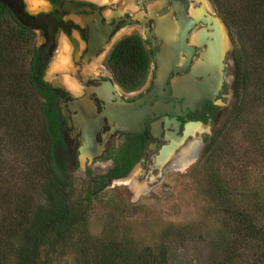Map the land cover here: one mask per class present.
<instances>
[{"label":"flooded vegetation","instance_id":"1","mask_svg":"<svg viewBox=\"0 0 264 264\" xmlns=\"http://www.w3.org/2000/svg\"><path fill=\"white\" fill-rule=\"evenodd\" d=\"M9 1L15 5L0 0L2 22L32 38L25 81L46 106L60 171L71 178L103 169L93 179L94 192L130 176L144 189L178 169L173 163L190 142L198 141L200 156L236 88L233 50L230 54L224 41L220 52L212 51L213 14L206 5ZM128 38L141 46L131 64L113 57Z\"/></svg>","mask_w":264,"mask_h":264},{"label":"trees","instance_id":"2","mask_svg":"<svg viewBox=\"0 0 264 264\" xmlns=\"http://www.w3.org/2000/svg\"><path fill=\"white\" fill-rule=\"evenodd\" d=\"M210 1L238 43L234 59L236 102L230 127L227 128L226 123L218 128L207 141L198 161L206 166L212 162L233 124L251 107L262 112L260 117L249 121L245 134L251 140L250 146L258 148L259 156L264 160V0ZM3 15L0 10V128L6 130L9 123L18 121L27 128L23 137L32 140L41 149V154L38 169L32 174L34 177L24 180L27 186L15 197L11 191L7 192L8 188H1L3 180H0V261L3 264H51V257L61 251L75 227L85 220V215L70 203L73 194L70 176L54 165L45 104L37 90L25 81L22 72L9 70L15 63L12 51L27 42V34L5 29ZM140 47L139 41L128 38L116 46L113 57L131 64L133 53ZM122 49L127 50L120 53ZM14 110L18 113L13 114ZM24 138L21 145L25 143ZM247 151L244 150L243 158ZM4 167L5 161L0 164L1 169ZM40 167L45 170L43 177L39 174ZM103 179L97 185L98 189L103 185ZM36 189L38 199L33 197ZM207 192L215 211L223 217L219 218L220 225L206 238L207 250L203 259L198 258L195 264H264L263 192L255 188L238 200L217 168L208 173ZM180 236V232L166 230L161 242L148 248L147 252H137V249L129 252L115 242L95 264H180L174 246V240Z\"/></svg>","mask_w":264,"mask_h":264},{"label":"rangeland","instance_id":"3","mask_svg":"<svg viewBox=\"0 0 264 264\" xmlns=\"http://www.w3.org/2000/svg\"><path fill=\"white\" fill-rule=\"evenodd\" d=\"M206 6L212 14L214 10V14L219 16L210 0H206ZM227 30L229 41L226 49L229 47L230 54L233 50L235 56L238 43ZM26 38V43L12 51L15 63L9 68L13 72H20L18 69L21 68L24 78L32 48L31 36L28 34ZM64 47L62 43L61 57ZM235 102L236 89L225 113L218 117L219 128L226 123L227 128L230 127ZM260 112L262 110L255 111L251 107L240 115L224 145L217 149L207 166L198 161L199 154L196 157L199 147L196 141V151L183 157L189 158L186 163L180 158L186 153L187 146L173 163L172 167L178 169L167 172L159 182L145 183L144 189L133 184L130 176L110 182L103 190L94 192L93 179L103 169L94 170L90 175L83 172L72 175L70 203L84 213L85 220L75 227L61 251L51 257V264H95L107 247L115 242L125 246L129 252L133 249L147 252L148 248L161 242L166 230L182 235L174 240L180 264H195L198 258L203 259L207 250L206 238L220 225L219 218L223 217L215 211L207 192L210 169L217 168L238 200L255 188H259L264 195V160L259 156L258 148L250 146L251 140L245 134L249 121L260 117ZM17 113L14 110L13 114ZM12 125L9 123L6 130L0 128V164L5 161L4 169L0 168V180L4 183L1 188H8L7 192L11 191L15 197L24 191L27 186L25 181L34 177L32 174L38 169L41 149L29 138L23 137L27 128H23L18 121ZM22 137L25 143L21 145ZM245 149L248 151L243 158ZM39 170L43 177L45 170L42 167ZM36 177L40 182L39 175ZM37 192L36 189L35 199H38ZM0 264L3 263L0 261Z\"/></svg>","mask_w":264,"mask_h":264},{"label":"water","instance_id":"4","mask_svg":"<svg viewBox=\"0 0 264 264\" xmlns=\"http://www.w3.org/2000/svg\"><path fill=\"white\" fill-rule=\"evenodd\" d=\"M17 2V1H16ZM4 3H6L9 7H12V4L15 5V1H9V0H4ZM213 12V17L209 18L208 21H212L213 22V26L212 29L214 30V45L212 46V51H216L219 49L220 52V48L222 46L223 43V39L225 41V44L229 41L228 39V28L226 26V24L223 22L222 18L220 16H217L216 14H214V10ZM219 23L220 25L223 27V33L219 30ZM225 30V31H224Z\"/></svg>","mask_w":264,"mask_h":264},{"label":"bare ground","instance_id":"5","mask_svg":"<svg viewBox=\"0 0 264 264\" xmlns=\"http://www.w3.org/2000/svg\"><path fill=\"white\" fill-rule=\"evenodd\" d=\"M28 1H30V2H34L35 4H36V0H28ZM200 2H202V4L203 5H206V0L204 1V0H199ZM209 3V2H208ZM34 5V4H33ZM202 8V7H201ZM219 25H220V23H219ZM219 30L223 33V27L220 25L219 26ZM223 42H224V39H223ZM222 50V49H221ZM200 129V128H199ZM197 147H198V143L196 142V141H192V142H190L188 145H187V148L185 149V151H186V153L180 158V161L181 162H184V163H186L187 161H188V159L189 158H183L185 155H187V154H192L194 151H196V149H197ZM191 157V156H190ZM182 158H183V160H182ZM191 158H193V157H191ZM185 159V160H184ZM179 161V162H180ZM178 163V162H177ZM183 163V164H184Z\"/></svg>","mask_w":264,"mask_h":264}]
</instances>
